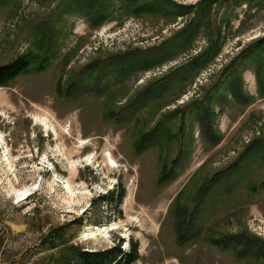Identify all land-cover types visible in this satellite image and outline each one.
Returning a JSON list of instances; mask_svg holds the SVG:
<instances>
[{"label":"rangeland","instance_id":"374dc122","mask_svg":"<svg viewBox=\"0 0 264 264\" xmlns=\"http://www.w3.org/2000/svg\"><path fill=\"white\" fill-rule=\"evenodd\" d=\"M142 1H133L125 15L121 3L114 1L108 18L96 27H90L82 14L55 12L58 0L0 4V64L31 46L39 22L50 18L47 24L54 22L53 36L58 35L49 66L0 86V264H33L69 245L102 250L123 236L127 244L123 241L121 248L128 250L132 241L137 243L139 256L132 264H264V255L238 256L237 249L213 243L231 234L264 240V151L247 149L253 142L264 143V52L255 49L264 37V0L252 6L217 0L198 20L197 36L173 59L131 73L106 92L78 98L58 94L59 85L87 81L81 69L93 61L159 45L190 24L201 0H170L189 6L184 14L140 6L133 12ZM214 42L216 56L191 82L171 83L126 125L119 127L104 117L109 106L117 112L133 94ZM232 61L230 72L232 76L238 72L241 88L251 100L245 106L224 91L229 101L222 109L214 105L213 116V130L220 139L211 143L192 120L193 101ZM106 80L113 81L103 76L99 82ZM135 107L137 103L129 104V110ZM174 110L180 112L167 118V133L173 131L176 141L170 142L168 135L163 148L150 144L136 153L139 132ZM184 140L189 157L180 153L179 175L159 184L163 164L176 157ZM211 178L215 181L199 203L202 211L195 213L191 238L180 245L177 210L185 206L190 213L196 190ZM121 188L125 195L120 204L102 199ZM25 190L28 193L20 196ZM103 229L108 230L99 233ZM90 233L96 236L89 237Z\"/></svg>","mask_w":264,"mask_h":264},{"label":"trees","instance_id":"16d2710c","mask_svg":"<svg viewBox=\"0 0 264 264\" xmlns=\"http://www.w3.org/2000/svg\"><path fill=\"white\" fill-rule=\"evenodd\" d=\"M10 1L12 0H0V4H7ZM114 1H119L121 3V5H119V8L123 11L121 15H125L131 9L133 1L135 0H58L54 9L55 12L61 15L64 13L82 14L87 17L90 27H96L108 18L113 5H115ZM232 1L236 4L246 3L252 6L257 0ZM216 2L217 0H201L197 5L199 12L191 19L190 24L181 27L157 46H151L142 50L135 48L129 51L113 53L112 55L110 54V56L108 55L104 60H96L91 62L92 64L89 63L85 65L81 69V73L87 76L89 84L85 86L87 82L85 81L81 83V85H77L76 83L79 81H73L65 86L59 85L58 94L78 98L88 92H93L95 94H98V92H106L114 84L123 82L131 73L158 66L167 60L173 59L179 52L187 48L189 43L197 36L199 33L198 20L203 17V12L207 10V6ZM139 6L145 9H158L176 14H184L190 10L189 6H182L170 0H143L139 5H136L133 12H135ZM49 19L43 20L37 24L35 37L31 46L29 45L25 51L18 54L9 62L0 64V86H7L11 80L22 73L29 72L30 70H41L49 66L51 59L55 56L52 47L58 38L57 34L53 36V32L56 30V28H54V22L50 21V24H47ZM256 44L257 46L255 49L258 48V50L263 53L264 37L258 39ZM171 45L173 46L170 49ZM34 47L37 49L36 53L34 52ZM217 51L218 48L214 42L204 51L192 57L189 61L174 67L158 79L149 83L146 88L133 94L127 101L128 104L121 107L119 106L117 112L115 108L109 106L103 111L104 117L113 121L119 127L126 125L128 121L134 118L136 115L135 113L139 109L141 110L149 101H154L159 97L160 91L164 88H169L171 83L175 86H181L185 82H191V79L213 60ZM251 51H254V49ZM251 51L243 53L241 57L246 58ZM233 63L234 61L223 67L218 74L217 80L202 93L200 98L193 101V110L191 113L192 120H196L199 123L202 137L211 143H217L220 139L213 130V116L214 105L222 109L229 101L224 91L227 90L230 92L234 101L236 100L245 106L249 104L251 100V97L245 94L241 88L240 84L242 82L238 72H235L233 76L230 72ZM182 70H184V72ZM174 74H177L179 77ZM257 74L256 76L259 80L260 72H257ZM103 76L111 78L113 81L106 80L101 84L99 80L103 78ZM92 80L96 82L92 83ZM155 87L156 89H154ZM62 89L63 92L61 93ZM155 90H157L158 93H155ZM262 93H264V89ZM135 103H137V108L135 107L129 110V104L134 105ZM179 112L180 110L169 112L159 118L151 129L142 130L141 133L139 132V136L134 142L135 152L140 154L150 144L155 146L159 145V148H163L164 145H167L165 140L168 135L170 137V142L176 141L177 135L174 134L173 131L170 134L167 133L169 126L167 118ZM146 125H148V123H146ZM180 126H182V124ZM181 129L182 127H179L180 132ZM160 134H162L163 137H161ZM250 147L259 153L264 151V143L254 144L253 142L247 149ZM180 148L175 158L163 164L157 180L159 184H167L179 175L180 153H184V159H186L187 156L189 157L188 145L185 140L180 141ZM244 152L249 151L245 150ZM235 165L237 166V162ZM192 177L189 180H191ZM209 180L210 181L206 180L202 183L196 190L194 197L195 206L190 213L187 212V207L181 205L177 210L178 220L176 225V238L180 245H183L191 238L188 232L195 223V213H200L202 211L201 207H199V203L201 204L203 202L210 182L215 181L214 178ZM184 187L177 193L175 201L182 195L185 190ZM124 195V189L121 188L107 195H102L101 197L104 201L106 199L110 202H115L117 205L121 203ZM196 203H198V205ZM123 241V238H118L117 243L102 250H90L69 245L57 255L51 254L46 257L43 256L33 264H132L139 256L137 253V243L132 241L130 248L125 250L121 248ZM213 243L223 247V249H237L238 253L236 254L238 256L251 254L254 257H259L264 255V240L256 237H246L243 234L222 235L213 239Z\"/></svg>","mask_w":264,"mask_h":264},{"label":"bare ground","instance_id":"6f19581e","mask_svg":"<svg viewBox=\"0 0 264 264\" xmlns=\"http://www.w3.org/2000/svg\"><path fill=\"white\" fill-rule=\"evenodd\" d=\"M37 119V118H36ZM40 120V119H39ZM38 120V121H39ZM43 121V120H42ZM44 122V121H43ZM45 123V122H44ZM45 125H46V123H45ZM87 161H91V158L90 157H88L87 158ZM110 161H111V159H110ZM114 162H112L111 161V164H113ZM67 192H68V194L70 195V197H73L74 196V193L72 192V190L69 188V186H67ZM28 193V191H23V192H20L19 193V195L20 196H24V195H26ZM108 229H103L102 231H99V233H102V232H106ZM94 236H96L94 233H90L89 234V237H94ZM125 236H123L122 238L124 239V243H126L127 244V242H126V240H125V238H124ZM127 237V236H126ZM126 246V245H125Z\"/></svg>","mask_w":264,"mask_h":264}]
</instances>
